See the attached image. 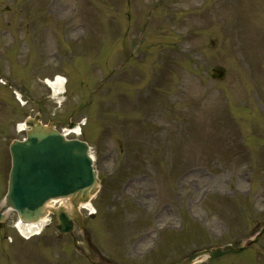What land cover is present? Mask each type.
Returning <instances> with one entry per match:
<instances>
[{"label":"rangeland","instance_id":"obj_1","mask_svg":"<svg viewBox=\"0 0 264 264\" xmlns=\"http://www.w3.org/2000/svg\"><path fill=\"white\" fill-rule=\"evenodd\" d=\"M57 75L60 103L43 82ZM35 113L85 123L101 184L81 213L107 258L237 247L264 224V0H0V198L16 125ZM16 218L0 264H88L53 220L26 241ZM201 264H264V234Z\"/></svg>","mask_w":264,"mask_h":264},{"label":"water","instance_id":"obj_2","mask_svg":"<svg viewBox=\"0 0 264 264\" xmlns=\"http://www.w3.org/2000/svg\"><path fill=\"white\" fill-rule=\"evenodd\" d=\"M38 120L37 115L28 120L26 125L30 129L26 140L15 141L10 147L12 168L8 193L0 206V222L3 213L9 209L15 210L23 221H37L45 214V204L59 198L69 199L71 212L80 218L77 206L87 202L97 190L98 180L87 145L78 140H66L51 123L43 126ZM54 214L58 230L71 233V223L64 208ZM242 249L202 251L177 264H192L204 255L214 258Z\"/></svg>","mask_w":264,"mask_h":264},{"label":"bare ground","instance_id":"obj_3","mask_svg":"<svg viewBox=\"0 0 264 264\" xmlns=\"http://www.w3.org/2000/svg\"><path fill=\"white\" fill-rule=\"evenodd\" d=\"M64 82L65 80L61 77H56L52 82H49V86L50 89L52 91V95L53 98H55L56 100H61L59 98V96L63 93L64 90ZM23 125H18V131L22 130ZM91 204H87L82 206L83 209L85 210H90L92 211V206H90ZM47 220L41 221L40 223H37L36 225H22L20 224V229H22V231H24V235H30L31 233H35L40 231L44 224L46 223Z\"/></svg>","mask_w":264,"mask_h":264}]
</instances>
